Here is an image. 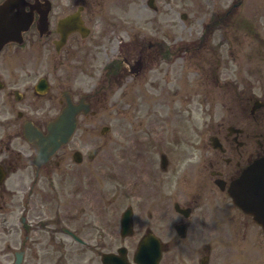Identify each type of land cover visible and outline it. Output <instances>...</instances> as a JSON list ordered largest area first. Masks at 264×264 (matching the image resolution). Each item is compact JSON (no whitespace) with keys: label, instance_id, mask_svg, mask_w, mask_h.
Masks as SVG:
<instances>
[{"label":"flooded vegetation","instance_id":"af4514ba","mask_svg":"<svg viewBox=\"0 0 264 264\" xmlns=\"http://www.w3.org/2000/svg\"><path fill=\"white\" fill-rule=\"evenodd\" d=\"M232 1L238 8L244 0ZM136 2L0 0V264H102L121 248L134 264L145 238L158 241V264H264V231L230 194L232 182L264 159V80L247 94L242 88L230 114L205 125L207 141H195L191 100L160 121L141 106L143 120L135 121L126 108L130 67L140 60L152 73L172 47L145 36L135 18L141 16L131 11ZM260 2L254 0L257 12ZM255 39L264 43V25H256ZM100 65V93L110 97L109 181L124 187L111 190L107 218L90 186L99 154L90 156L89 139L74 136L44 161L26 137L28 128L47 135L69 100L89 103V112L77 117L78 129L92 127L98 112L78 80L82 71L95 77L91 72ZM76 151L82 153L78 162ZM127 209L132 225L123 231Z\"/></svg>","mask_w":264,"mask_h":264},{"label":"rangeland","instance_id":"374dc122","mask_svg":"<svg viewBox=\"0 0 264 264\" xmlns=\"http://www.w3.org/2000/svg\"><path fill=\"white\" fill-rule=\"evenodd\" d=\"M137 1H138V5L135 7V9H132L131 11H132L133 17H135V15L141 16V17H135V18L137 19L138 25L144 27V31H146L144 33L145 36L147 38L149 37L153 41H155V40L162 41L165 38V34L162 31L168 32L169 28H167V27L170 25V27L174 28L175 32H177V33H173V32L168 33L169 38L173 37L172 39H170L171 42L174 40L179 41L181 39H183L185 41V40L191 38L192 34L195 36L196 32L201 31L202 25H203L202 21L204 20V18L206 19V21H208V18L210 17V15H212L214 13L215 9H217V8L226 9L231 3V0H222L221 4L219 5V3H218L219 6H217V5H214L213 2L206 0L205 5H206L207 10L205 13L199 15V14H197V10L194 9L193 6H191L190 2H188V1H185V4L183 2L180 3V8H174L175 5L173 6V2H171L170 0L160 1L159 3L163 7L164 12H162V9H161L160 11H158V13H155V12L151 11L148 7H146L145 2H143V0H137ZM142 4H143V6H142ZM244 4H245V6H244V9L242 10L243 11V17L246 20L254 21V18L260 13L259 12L255 13V9L253 6L254 3L252 1H248V2L246 1ZM188 5L191 8L190 9L191 12H190L188 18L184 19L182 16V13L183 12H189ZM261 8H262V10H264V0H261ZM239 14L240 13H238L236 16H238ZM158 19L160 20L159 23L157 22ZM259 19H260V21L264 22V20L262 19V16H259ZM225 32L228 33V37H231L234 35L233 30H229V31L226 30ZM242 36H243V41H242L241 46H240L241 49L238 51V55L236 53V47L237 46H235V45L232 46L235 43L234 40H232V42L229 40L228 43L225 44L224 47L222 48L221 53L224 55L223 57L227 58L228 60H231V57L241 58V60L239 62L233 61V62H226L225 63L226 65L224 66V68L225 67L226 68L222 72V74L224 76L222 81L224 83H227V81H231L232 83H234V84H232L234 86H237L240 84L239 86L245 87L246 93H248V91L251 89L250 85H252V87H253V84L249 83L250 84L249 85L248 83L244 82V81H246V79L244 78V76L242 74L243 69L245 67H249V71L255 73V72H257V68H259L260 70L262 69L263 62H261L260 60H257L253 64L252 61L247 60L246 58L250 57V55H251L250 52H249V56L244 57V53H247L248 51H252V48L254 47V40H253V35L248 33V29L243 30ZM220 41H223L221 39V36H220ZM204 53L206 54L209 52L207 51ZM110 55L113 57L118 56V52L115 49H112L110 52ZM207 56L212 58L209 54ZM179 57L181 58L182 55L180 54ZM187 59H188V57H186L184 59V61L187 62ZM103 60H105V58H103ZM173 63L177 64V68L173 69V72H179V74L183 73L181 68L184 66V63L182 61L180 62V60H177V61L174 60L173 62H171L169 64H165V63L160 64L158 66V69L160 72L159 78H161L159 80V84L161 86V90L159 89L160 91L166 90V89L168 91H171L173 89L175 93H178V92L182 91L184 88V86L179 83L180 79L178 78V76L175 78V80L173 82V78H172V74H171V71H172L171 65ZM253 65H255V66H253ZM185 67H186V65L184 66V68ZM164 69L169 70V76L162 78V74L164 72ZM257 75L258 76H264L263 69ZM150 78H151L150 76L146 77V79L144 81L146 83V85H144V83H143V85H144L143 87L146 90L149 89L151 91L150 95L153 98L158 97L157 95L154 94V89H153L152 85L150 87L149 84L146 82ZM88 83L90 84V81ZM84 84H86V82ZM89 84L85 85L84 87H87ZM246 86H249V87H246ZM84 90H86V88H84ZM175 93H174V95H175ZM138 95L140 96L141 94L138 93ZM233 96L234 95H232L227 90V96H226L227 101H226V103L223 104L222 103L223 100H222L221 101V104H222L221 109H219V107H216L215 110H220V114H223L226 107H233V105H230V100L233 98ZM219 97H220V99H219ZM221 99H224V97L216 96L214 94L211 95L210 97L207 95L201 96L198 93V91L195 90V95L193 97L194 121H195V126H196V133H197V135L199 134V132L202 133L201 134L202 139H207V137L210 135L209 127H207L205 130H202L205 122L208 120L207 110L211 109L213 107L212 105H214V104L216 105L217 102ZM208 101H211L212 103H208ZM159 102L157 101L158 105L156 106V108L159 111H163L162 110V102L160 103L161 108L158 107ZM207 104H208V106H204ZM209 104H211V106H209ZM136 105H137V108L140 105H143V104H141V99ZM177 105H179V104H175V103L173 104V106H177ZM143 106L147 107L148 105L144 104ZM166 111H168V110H165L163 112H166ZM207 125H209V120L207 121ZM105 153H106V151H104V154Z\"/></svg>","mask_w":264,"mask_h":264},{"label":"water","instance_id":"95a60500","mask_svg":"<svg viewBox=\"0 0 264 264\" xmlns=\"http://www.w3.org/2000/svg\"><path fill=\"white\" fill-rule=\"evenodd\" d=\"M263 169H258V168H254L249 172L248 178L251 181V185L257 189V187H259V190L257 191L259 193V198H263L264 196V189H262V186H264L263 184V179H264V166L262 167ZM253 181V182H252ZM238 186H236V188L238 189ZM263 194V195H261Z\"/></svg>","mask_w":264,"mask_h":264}]
</instances>
